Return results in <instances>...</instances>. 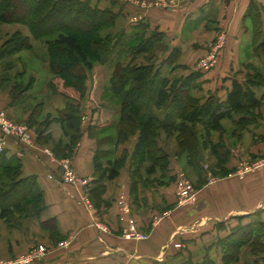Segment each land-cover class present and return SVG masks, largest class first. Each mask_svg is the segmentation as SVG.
Returning a JSON list of instances; mask_svg holds the SVG:
<instances>
[{"label": "crops", "instance_id": "obj_1", "mask_svg": "<svg viewBox=\"0 0 264 264\" xmlns=\"http://www.w3.org/2000/svg\"><path fill=\"white\" fill-rule=\"evenodd\" d=\"M102 2L98 6H108L116 14L113 33L129 32L138 22L147 23V36L155 30L162 32V40L168 48L166 51L161 48L155 50L154 56L167 57L174 47L177 48V60L171 62L170 71L178 77H184L191 71L198 72L200 77L196 84L199 89L196 90L202 91L204 96L214 94L225 99L232 79L245 78L247 62H255L264 74V0H178L171 5L149 3L144 6L133 0ZM250 3L255 8L254 16L247 13ZM218 31L225 34L226 43L219 51L217 63L202 70L197 65L193 49H197V54H203L206 44ZM153 59L151 63H154ZM10 86H0V94L8 95ZM253 91L260 100L254 121L239 129L232 120L224 119L235 126V131L229 135L214 133L211 136L214 143L222 140L228 148L225 166L230 171L236 169L241 159L264 155V83L254 86ZM31 92H22L23 96L11 105L10 98H0V107H6L13 115L16 107L23 111L29 106L26 97ZM52 100L57 111L70 101L81 107L80 100L62 94L52 95ZM88 100L95 106L91 98ZM233 116L236 119L239 115ZM97 118V111L93 118L82 117L80 138L72 156L77 173L88 178L86 188L97 179L94 155L98 149L106 147V144L99 146L97 139L100 134H113L108 133L112 128L100 131L93 127L98 123ZM117 119L118 115L114 113L113 125ZM59 127L62 130L60 124ZM227 136L237 139L236 147ZM135 139L136 135H131L124 143L115 146L116 151L121 150L119 154L127 152V159L117 176L102 180V189L95 202L92 200L96 206L94 211L84 206L82 186L64 184L58 179V159L43 153L39 146H24L10 140L6 156L20 160L22 177H36L44 206L36 215L14 212L8 220L0 216V257L15 259L30 248L43 244L46 252L26 264H182L188 260L199 263L206 257L215 264H222L224 250L220 240L228 235L231 228L251 222L255 213L254 220L264 221V165L241 179L230 173L202 185L197 190L195 202L181 207L172 181L177 171L182 170L181 160L171 159L164 171L172 178L169 184L153 181L150 175L146 181L139 177L132 194L128 165ZM112 156L115 155L110 154L106 159H112ZM119 198L130 203L137 228L148 233L147 239L121 237L124 215L116 203ZM95 216L107 224V231H100L92 225ZM174 242H180L182 247L175 248ZM259 257L251 250L244 251L233 264L262 263Z\"/></svg>", "mask_w": 264, "mask_h": 264}, {"label": "trees", "instance_id": "obj_2", "mask_svg": "<svg viewBox=\"0 0 264 264\" xmlns=\"http://www.w3.org/2000/svg\"><path fill=\"white\" fill-rule=\"evenodd\" d=\"M30 3L26 4L25 0H0V22L20 23L27 29V32L18 29L11 37L5 39L4 47L0 48V59L8 58L22 49H31L33 40L46 37L43 41L45 59L54 76L47 81L48 87L53 92L73 100H80L86 94L87 98H91L97 105L92 95L93 71L110 61L116 52L109 83L117 95L119 107H112L104 101L102 87L103 90L98 97L100 100L97 108L98 123L93 127L100 131L115 127V135L108 134L98 138L99 146L106 144L115 147L124 143L129 136L136 135L129 159L135 163L130 170L132 194L138 182L140 166L147 159L149 163L144 172L148 175L154 174L158 167L165 171L169 165V153L159 137L160 132L167 137L175 135L174 138L178 139L179 145L186 148L192 171L202 179L204 174L200 161L202 146L198 139H202V144L208 145L210 153L223 163L229 155V150L222 140L215 143L212 141V132L222 130L221 124L224 119L232 120L239 129H244L247 124L254 121L253 109L259 105L260 100L255 96L253 87L264 83V74L260 69L255 68L251 73H246L243 80L232 79L231 88L223 100L214 94L193 95L192 90L199 89V85L196 84L200 77L198 72L191 71L182 78H171L161 74V64L156 66L150 62L155 50L163 49L166 45L160 41L164 37L162 32L155 30L146 35L147 23L138 22L129 32L121 30L112 33L110 30L100 38L95 36L99 29L114 25L116 14L110 7H100L90 0H30ZM57 10H64L74 21L79 20L81 28L72 25L44 27V24L50 23L57 16ZM247 13L255 15L253 4L250 3ZM85 16L99 22L91 24L90 21H82ZM91 47L95 48L93 57ZM138 53H145L146 60L142 63H133ZM178 53L179 50L174 47L168 56L163 58L162 63L172 61ZM248 67L252 68L250 65ZM23 72L18 71L14 77L19 78ZM3 79L8 83L10 78L5 76ZM6 83L0 82V86L6 88L8 86ZM31 83L32 79H29L26 85H22L18 80L14 81L10 87L12 94L16 90L13 100L20 99L23 96L22 92L27 91ZM79 110V104L70 101L63 109L57 111L53 119L70 138L69 144L60 146L58 151L54 150L58 156L70 152L80 135ZM114 113H117L118 119L113 125ZM234 114L239 116L234 119ZM27 121L29 125H35L37 122L33 115ZM198 126H203V129ZM6 148L7 146L0 152V216L8 220L14 212L36 215L44 206L42 190L35 176H21L20 160L14 156L7 157ZM110 153L111 149H98L93 158L94 175L97 179L88 190L94 202L97 193L102 189V180L117 176L127 159V152L123 151L118 158L105 159L104 164L102 158ZM254 217L251 222L233 226L228 235L220 240L224 250L222 264L235 263L240 255L238 248L242 245L251 246L252 253L260 255L259 258L263 260L257 264H264V221L254 220ZM182 264L215 263L206 257L199 263L188 260Z\"/></svg>", "mask_w": 264, "mask_h": 264}, {"label": "rangeland", "instance_id": "obj_3", "mask_svg": "<svg viewBox=\"0 0 264 264\" xmlns=\"http://www.w3.org/2000/svg\"><path fill=\"white\" fill-rule=\"evenodd\" d=\"M93 4L96 3L98 5L103 4L102 0H90ZM108 0H106L105 3ZM136 1L139 5L141 4H155V3H167L168 5H171L172 3L174 4V1L172 0H133ZM26 4H31L30 0H25ZM110 2V0H109ZM101 3V4H100ZM177 3V2H175ZM58 11V12H57ZM57 16H55V18H53L50 23L44 24V27H58V26H66V25H72V26H82L81 22L79 20H72L70 15H67L65 13V11L63 10H57ZM28 14H22V16H25ZM82 21H90L91 24H96V21L94 20L92 17L90 16H85L82 18ZM215 20H212V22ZM214 26V24L212 25ZM43 27V28H44ZM81 28V27H80ZM18 29H21L23 32H27V29L25 26H23L20 23H2L0 22V48L4 45L3 43L5 42V39L11 37V35ZM112 31V33L114 32V27H106V28H102L99 29V31L95 34V36H99L100 38L105 36V34L108 33V31ZM118 33V32H117ZM220 31H218L217 33H215V35L213 36V39L209 40V43L206 44V50L203 54H197L196 50L197 49H193L194 53H196V62L199 63L201 62L203 59H206L205 57L208 55V53L212 52V50L217 49L218 48V39H219V35ZM46 38V37H44ZM44 38L41 40H33L32 41V48L31 49H22L16 53H14L12 56L8 57V58H2L0 59V82L1 83H6L5 79H3V77L7 76L10 79L8 80V83H6L8 86H12V83L14 81H19L21 82L22 85H26L29 83V79L33 81V83H31L30 87H28L27 91L32 90L31 93H29L27 95V99L26 101H28V105L26 107L25 110L21 111L20 108L16 107L15 111H14V115L11 114L6 107H0V113L2 112L5 116L6 119H8L9 121H11L12 123H14L16 125V127L22 128L24 129L28 135H29V141L30 144L32 146H39L42 150L43 153H45L46 155H48V153H46V151H50L51 155L49 157L54 158V159H58V160H62L65 158H70L72 160V156L74 154V150H75V145L76 142H78L77 140H79L80 138V130H79V137H77L76 142L72 145L70 152L68 153H63L64 155H56L55 151L59 150L60 146L63 145H67L70 143V138L67 134L64 133L63 130L60 129L59 124L54 121V117H56L57 115V110L54 108V100H52V95L54 94H59V93H55L53 92L49 87H48V83L47 81L52 79L54 76L52 75V73L49 70V66L47 65L46 62V52H45V46H44ZM224 44L226 43V36L224 34ZM161 43H164L163 40H160ZM139 43V42H138ZM203 45V44H202ZM222 46V47H223ZM167 47V45H166ZM163 47V51H166L167 48ZM196 48H198L196 46ZM94 49L93 47H91V57H93V53H94ZM193 53V52H192ZM95 54V53H94ZM155 54V52L153 53ZM191 54V51H190ZM116 52L113 53V55L110 58V61H108L107 63H105L104 65L101 66V68H95L93 71V80H94V84H93V92L92 95L93 97L96 99L97 101V105L92 106L90 101L88 100L86 94L84 95V97L82 99H80V105L79 106L80 110V114H81V119L82 117L85 118H90V117H94L95 116V112L97 111V108L99 107L100 103L98 101L99 100V94L101 92V90H103L104 88V94H105V102L112 106V107H119V101L117 98V95L113 92V90L110 88V83H109V78L111 76V74L113 73V63H114V59ZM177 56H175V58L172 60L173 62L175 60H177ZM166 56H153V62L155 63V65H160L161 64V74H165L168 77L171 78H182V77H178V74H173L172 71H170V67L172 66L171 62L172 61H168L166 63H162L163 62V58H165ZM250 59H253L252 57H250ZM144 60H146V58L144 59V53H138L135 55L134 58V62L133 63H142ZM126 61H128V58L126 57ZM8 63V64H7ZM247 65L252 66V68L250 67H246L247 73L249 72V69L254 70L255 68H258L256 66V63L253 61L247 62ZM23 70V74H21L19 76V78L14 77V75L20 71ZM15 72V74H10L11 72ZM10 72V73H9ZM250 73V72H249ZM7 86V87H8ZM10 86V87H11ZM86 88L89 87V79L87 78L86 80ZM103 87V88H102ZM87 90V89H86ZM202 91L199 92V90H193L192 94L193 95H197V96H203V93H201ZM16 90L12 92H9V94H5L4 92H2V94H0V98H10V105L14 103H16L19 99L13 100L14 97L13 95H15ZM87 93V91H86ZM26 95V94H25ZM23 102V101H21ZM20 102V103H21ZM99 103V104H98ZM21 105V104H19ZM260 105H257L255 107V109H253V111L257 112L259 111ZM100 110V108H99ZM24 114V115H23ZM35 116L36 117V121L35 125H29L28 124V118H30V116ZM115 119V118H113ZM116 121V120H115ZM117 122V121H116ZM116 122L114 124H116ZM222 130L220 131H214L212 132V135L215 134H220V136L222 135V133L224 134H231L233 131H235L234 129L235 126H232L228 121L224 120L222 121ZM198 128L203 129V126H198ZM219 132V133H218ZM108 133H113V135H115V127H112V131H109ZM101 137H104L106 134H100ZM108 135V134H107ZM135 135V134H134ZM94 137V136H93ZM160 139L162 140V142L165 145L166 150L169 153V160L168 163L172 162V160H181V166H182V170L178 173L177 171V175L176 177H174V179L172 180V178L166 176L164 174V171L162 170V168L158 167L156 169V172L152 175H150V179L153 181H157L161 184H169L171 182V180L173 182H175V188L176 190L179 189V187H181L182 184L186 183L187 185H189L191 188H193L195 190V197H194V201H185L183 203H179L178 205L181 207H185L187 205H189L190 203L195 202V200L197 199V190L198 188H200L202 185H206L207 183H212L224 176H227L230 173H233V175L239 179L244 178L245 175H247L248 173L254 172L256 171L260 166L264 165V155H252L251 157H247L244 160H240L237 164H236V169H233V171H230L229 169L226 168L225 166V161L223 163H221L219 161V159L216 158L215 155L210 153L209 150V146L206 145L204 146V144H202V139H198L199 144L202 146L201 147V153H200V161H201V165H202V172L204 173L201 178H198L194 172L192 171L191 168V163L188 160V154L185 151L186 148H184L183 145H179L178 139L174 138V136H168L165 135L163 132H160L159 134ZM229 138V136H227V139ZM98 141V139H97ZM229 141H231L230 143L233 146H237V139L234 138H229ZM61 144V145H60ZM106 147L104 149H111V155H115L112 159L118 158L120 157L121 154L120 153V149H118V151H116V148L110 145H105ZM56 148V149H55ZM103 149V148H100ZM55 150V151H54ZM115 151L118 152V154H115ZM109 154V155H110ZM157 155V153L155 154ZM106 159V157L102 158V161L104 162V160ZM172 159V160H171ZM173 160V161H174ZM149 163V159H147V161H145L141 166H140V173L138 174L137 179L139 178L140 180L146 181V178L148 179L149 175L146 174L144 172V168L147 167ZM135 163H132V161L129 162V176H130V170L134 167ZM133 166V167H132ZM72 172H73V179H74V183H70L72 185H78V186H82L84 189V194H83V199L87 198V200L90 202L92 208L90 209V211H94L95 210V204L92 201V199L90 198L89 195V191L88 188H86V186L80 184L79 182L82 180H87V177H84L82 175H79L77 173V171L75 170V168H72ZM144 175V176H143ZM142 176L144 177L142 179ZM138 179V180H139ZM150 181V180H149ZM148 182V180H147ZM88 191V192H87ZM87 195V197H86ZM119 201H123L125 203H127L130 207V212L127 215H124L123 218V223H125L129 218L134 220V217L132 215V211H131V206L130 203L125 199V198H119L117 200V202ZM116 202V203H117ZM118 206V203H117ZM13 215V214H12ZM134 222L136 223V221L134 220ZM92 225L99 229L100 231H107L108 230V226L107 224L102 221L98 216H95V219L92 222ZM137 225V224H136ZM105 227V230H101L100 227ZM141 232V231H140ZM143 235H145L146 237L143 239H136V240H145L148 238V233H144L141 232ZM122 238L126 239L125 237H123L121 235ZM135 240V239H132ZM44 248L45 251H43L42 255L46 252V246L41 244ZM251 250V246L249 245H242L238 248V251L240 254H242V252L244 251H250ZM28 253V251L26 253H24L23 255H21L20 257H16L15 259H5L0 257V263H6L8 261H15L18 258L23 257L24 255H26Z\"/></svg>", "mask_w": 264, "mask_h": 264}, {"label": "built area", "instance_id": "obj_4", "mask_svg": "<svg viewBox=\"0 0 264 264\" xmlns=\"http://www.w3.org/2000/svg\"><path fill=\"white\" fill-rule=\"evenodd\" d=\"M172 1L177 2L178 0H172ZM144 5L145 4H141V6ZM219 35L220 36L218 39V48L208 53V55L205 57L206 59H203L201 62L197 63L200 69L202 70L210 69L213 65L217 63L219 51L222 48L225 40L223 32H221ZM10 140L24 146H31L28 133L24 129L16 127V125L11 121H9L8 119H6L4 114L1 112L0 113V152H2L5 149L7 143ZM46 153H48L49 156L51 155L50 151H46ZM58 163H59L58 179L64 184L74 183V179L72 175L73 174L72 160L70 158H65L62 160H58ZM88 182H89L88 180H82L79 183L84 186H87ZM176 195L179 203H183L188 200L191 201L195 197V190L186 183H184L181 185V187H179V189L176 190ZM117 203H118L119 211L122 215L129 214L130 207L127 203L123 201H119ZM84 206L88 210L92 208L87 198H84ZM100 229L105 230L106 228L102 226L100 227ZM121 235L126 239H135V240L143 239L146 237L138 230L136 223L131 218H129L122 226ZM173 246L175 248H181L182 244L180 242H174ZM43 251H45V248L41 244H39L35 247L30 248L28 250V253L23 257L18 258L15 261H8L3 264H26L38 258L40 255H42Z\"/></svg>", "mask_w": 264, "mask_h": 264}]
</instances>
